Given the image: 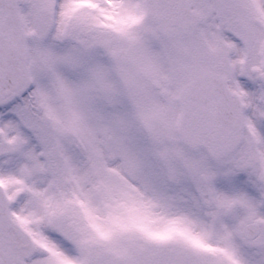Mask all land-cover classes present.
I'll use <instances>...</instances> for the list:
<instances>
[{"label": "snow or ice", "instance_id": "1", "mask_svg": "<svg viewBox=\"0 0 264 264\" xmlns=\"http://www.w3.org/2000/svg\"><path fill=\"white\" fill-rule=\"evenodd\" d=\"M0 264H264V0H0Z\"/></svg>", "mask_w": 264, "mask_h": 264}]
</instances>
